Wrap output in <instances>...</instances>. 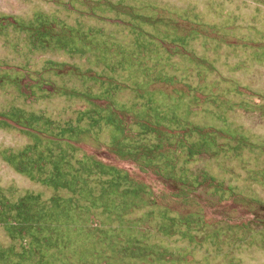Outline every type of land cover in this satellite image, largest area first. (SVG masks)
<instances>
[{"label":"rangeland","instance_id":"rangeland-1","mask_svg":"<svg viewBox=\"0 0 264 264\" xmlns=\"http://www.w3.org/2000/svg\"><path fill=\"white\" fill-rule=\"evenodd\" d=\"M38 69L92 104H16ZM0 264H264V0H0Z\"/></svg>","mask_w":264,"mask_h":264},{"label":"crops","instance_id":"crops-1","mask_svg":"<svg viewBox=\"0 0 264 264\" xmlns=\"http://www.w3.org/2000/svg\"><path fill=\"white\" fill-rule=\"evenodd\" d=\"M58 70H54V69H38V70H33L32 74L30 75L33 78L37 79H32V81H30V84H27L28 87L31 90V95L30 98L26 97L24 94H22V92H20V89L18 88L16 90V104H37V111H38V105L42 104V106H50L52 104H71V98H74V103H76L75 101V97L78 96L79 97V102L80 103H85L83 104L84 106H88V104H92V100H90L89 94L90 92L87 91L86 87L84 86V83H82V86L84 87H79L78 91H75L72 89V86L70 85L69 81H59L60 87L56 90H52V86L54 85V83L52 82V80H50L48 77H57L59 76ZM39 78H45V79H39ZM48 78V79H46ZM81 85V84H80ZM74 87V86H73ZM111 104H120L119 100L113 99L111 97V99H109ZM97 104H101L103 103L102 100H98L96 102ZM177 105V104H176ZM93 109H94V113L92 115L95 116L96 119L101 118V132L103 133H107V135H103L101 134V139H100V144L98 149H101L104 151V153H106V155H108L109 157H115L120 156L123 157L125 156V151L130 150L129 148L131 147V144H129L128 142H125V139H123V137L120 136V131H119V121L117 119V112H114L113 108L110 107H98L96 105H92ZM120 107H118L119 110ZM143 110V111H142ZM142 110H140V112H137L136 108H132V114L136 115L139 114L142 117H138L139 121L141 123L142 120L141 118H146V110L144 108V106H142ZM39 112V111H38ZM40 113V112H39ZM85 110L82 112L78 113V117L79 120L77 122L72 123V125L76 124L77 126L75 127H71L70 125H64V127L69 131V132H74L75 134H78V137H87L89 136L87 133L89 132L88 125H86V120H82V118L84 116ZM171 113H167L165 114V116H171ZM168 119H170L171 117H167ZM136 123V122H135ZM47 124V122H44L42 125L45 126ZM87 129V130H86ZM98 136H96L94 134V139L96 140ZM121 137V138H120ZM91 138V137H89ZM93 139V138H91ZM93 139V140H94ZM130 155V154H128ZM143 158L146 159V161H148L146 156H143ZM84 163L85 166L87 167H93V176L98 178L99 180V187L102 185L106 186L107 188H109L110 185H114L117 182V173H120L118 171H116V169L108 167V166H104L103 169L104 171L102 172V170H99L98 172H96L97 168L96 166L99 164H95L97 163L96 161H94L93 159H89V158H85L84 159ZM95 165V166H94ZM89 169V168H88ZM102 172V173H101ZM123 174V173H122ZM97 180V179H96ZM91 182V181H90ZM89 182V183H90ZM83 183V182H82ZM88 183V182H87ZM93 187V186H91ZM125 186L122 183V188H124ZM133 187H137L135 186H129L130 189L129 190V195L130 193L136 194L135 189L133 190ZM40 188V187H38ZM85 189H87L86 187H84ZM90 188V186H89ZM101 189V188H100ZM98 189V190H100ZM147 188H146V193H147ZM88 193V197H95L96 193L98 192H90L88 191V189L83 193L85 194V196H87L86 194ZM98 197V195H97ZM130 197V196H128ZM63 209H64V217L67 218V214L65 213V210L67 209V206H65V201H61Z\"/></svg>","mask_w":264,"mask_h":264}]
</instances>
